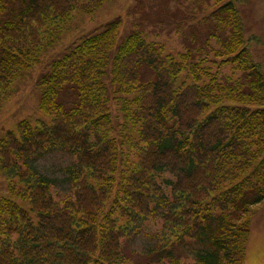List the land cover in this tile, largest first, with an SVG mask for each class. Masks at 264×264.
<instances>
[{"label":"trees","instance_id":"16d2710c","mask_svg":"<svg viewBox=\"0 0 264 264\" xmlns=\"http://www.w3.org/2000/svg\"><path fill=\"white\" fill-rule=\"evenodd\" d=\"M111 1L0 0V99L41 65L59 23ZM210 1L204 38L180 63L115 18L48 65L45 120L0 138V264L243 263L264 202V73L239 1ZM54 152L70 157L59 200L35 166ZM156 218L158 244L133 260L123 241Z\"/></svg>","mask_w":264,"mask_h":264},{"label":"rangeland","instance_id":"374dc122","mask_svg":"<svg viewBox=\"0 0 264 264\" xmlns=\"http://www.w3.org/2000/svg\"><path fill=\"white\" fill-rule=\"evenodd\" d=\"M238 1L244 22L245 39L252 38L249 49L253 60L261 65L264 73V0ZM212 9L213 4L210 0H144L142 2L112 0L90 14L74 12L67 21L59 23L60 29L55 38L58 40L46 52L41 65L33 68L17 81L4 98L5 101L1 103L4 99H0V138L6 132L14 131L20 121L26 120L35 125L45 120L37 108L38 78L47 70L51 62L61 57L82 39L102 30L111 20L115 18L122 20L123 34H126L132 26L139 27L146 34L148 43L157 44L162 48L163 56L171 57L180 63V57L185 53L186 48L198 45L200 37L204 38L207 16ZM57 25L58 23L55 26ZM212 47L216 48L214 44ZM209 59L213 60L211 56ZM231 71L230 67L222 69L224 75H231ZM177 81L179 85H193L187 71H183ZM69 163V156L54 152L37 160L35 165L54 181L53 194L57 200L67 194L65 179L66 167ZM162 177L170 178L167 174ZM5 191L6 183L0 178V196ZM160 228L161 224L157 218L150 220L137 236L123 241L126 254L133 260L147 258L148 249L159 242ZM188 251L192 249L182 248L179 252L189 255ZM242 264H264V202L252 210Z\"/></svg>","mask_w":264,"mask_h":264}]
</instances>
